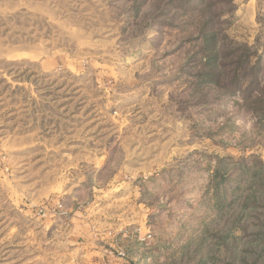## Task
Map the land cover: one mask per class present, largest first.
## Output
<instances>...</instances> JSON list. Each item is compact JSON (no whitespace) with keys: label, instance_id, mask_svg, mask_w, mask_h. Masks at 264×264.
Returning <instances> with one entry per match:
<instances>
[{"label":"rangeland","instance_id":"obj_1","mask_svg":"<svg viewBox=\"0 0 264 264\" xmlns=\"http://www.w3.org/2000/svg\"><path fill=\"white\" fill-rule=\"evenodd\" d=\"M73 212L99 264L264 263V0H0V264H93Z\"/></svg>","mask_w":264,"mask_h":264},{"label":"crops","instance_id":"obj_2","mask_svg":"<svg viewBox=\"0 0 264 264\" xmlns=\"http://www.w3.org/2000/svg\"><path fill=\"white\" fill-rule=\"evenodd\" d=\"M70 220L71 236L75 238L76 243L81 246L80 249L82 255L88 258L89 263L97 264L98 262H101L97 258H99L103 252L96 245H94L96 238L94 237L95 234H93L90 230L92 227L91 224L80 212H73Z\"/></svg>","mask_w":264,"mask_h":264},{"label":"trees","instance_id":"obj_3","mask_svg":"<svg viewBox=\"0 0 264 264\" xmlns=\"http://www.w3.org/2000/svg\"><path fill=\"white\" fill-rule=\"evenodd\" d=\"M264 264V263H263Z\"/></svg>","mask_w":264,"mask_h":264}]
</instances>
